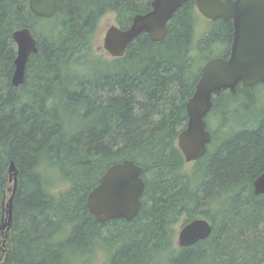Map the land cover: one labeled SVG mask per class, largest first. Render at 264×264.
<instances>
[{
    "label": "trees",
    "instance_id": "1",
    "mask_svg": "<svg viewBox=\"0 0 264 264\" xmlns=\"http://www.w3.org/2000/svg\"><path fill=\"white\" fill-rule=\"evenodd\" d=\"M150 2L57 0L24 83L15 87L12 32L32 18L26 2L0 0V224L10 162L17 168L13 226L0 230V264L5 256V264H87L93 252L91 264H264V193L253 189L264 171V104L257 107L264 82L212 98L207 118L216 113L220 125L209 126L211 143L191 172L183 171L177 144L202 64L228 53L230 20L208 21L195 41L191 0L160 41L142 33L122 57L107 62L91 54L101 17L114 13L125 28ZM228 114L239 128L224 132ZM124 159L144 167L143 206L131 220L101 222L86 196L109 165ZM196 217L211 223L209 236L175 244V225Z\"/></svg>",
    "mask_w": 264,
    "mask_h": 264
},
{
    "label": "water",
    "instance_id": "2",
    "mask_svg": "<svg viewBox=\"0 0 264 264\" xmlns=\"http://www.w3.org/2000/svg\"><path fill=\"white\" fill-rule=\"evenodd\" d=\"M16 2V0H11ZM191 0H151L150 9L137 13L131 25L121 29L111 25L105 32L104 49L112 57L123 55L127 44L140 32H147L152 40H160L167 33L172 15ZM204 17L231 20L232 33L229 54L215 56L200 70L194 91L186 103L187 123L177 137V144L186 162L196 161L207 151L211 135L205 116L212 107V98L224 90L235 92L243 87L264 82V0H192ZM56 0H29L32 12L50 17L56 12ZM12 38L17 46L11 83L18 87L24 80V70L31 52H36L35 41L27 28L15 30ZM144 167L131 159L115 162L100 175L86 196V206L97 220L114 218L131 220L143 206ZM9 179L13 182L9 196L3 203L0 230L9 233L13 226V200L17 189V168L9 164ZM256 194L264 193V171L253 181ZM212 230L204 217H196L183 224L177 233V244L186 247L205 239ZM7 256L1 264H5Z\"/></svg>",
    "mask_w": 264,
    "mask_h": 264
},
{
    "label": "rangeland",
    "instance_id": "3",
    "mask_svg": "<svg viewBox=\"0 0 264 264\" xmlns=\"http://www.w3.org/2000/svg\"><path fill=\"white\" fill-rule=\"evenodd\" d=\"M194 7H195V11H196L197 8H196L195 4H194ZM194 19H195V23H194V31L193 32H194V40L196 41L204 33H206L209 29L207 26L208 23L206 21H204L201 16L197 15V12L194 14ZM111 25H117V23L115 21V14L109 12V13L105 14L103 17H101L95 32L90 37L91 54H93L94 57H98L99 60L102 59V61L106 60L107 62H109L111 59H113V57L104 49L103 39H104V35H105L106 30ZM43 31H44L43 33L46 32L45 29H43ZM215 47H216L215 49H217V50L222 48V46H215ZM193 54H195L194 56L197 57L198 61L201 60V56H200L199 51L194 50ZM259 103L264 104V88L261 89L260 93L258 94V105H257L258 108L260 106ZM229 113H231V112H229ZM233 115L234 114H228L226 121L224 123V126L226 128V129L225 128L223 129L224 132L232 131V129H235V128L238 129L239 128L237 123L234 122ZM216 116H217L216 113L209 115V117H211L210 120H213L210 122V128L212 130H214V128H216V127H218V125H220L219 120L215 118ZM192 166H194L193 161L184 163L183 164V171L184 172H191L193 170ZM51 171H53V170H51ZM54 181H55V189L56 190H60L61 187L65 186L61 181L58 180V178L55 179ZM181 226L182 225H180V223L175 225V227H176L175 238H174L175 244H177V233H178ZM93 255H94V252L92 253L91 256L85 258L87 264H91L92 260H90V262H88V259H92ZM102 260H103V253H102V251H99L96 255V258L93 261L100 263Z\"/></svg>",
    "mask_w": 264,
    "mask_h": 264
},
{
    "label": "flooded vegetation",
    "instance_id": "4",
    "mask_svg": "<svg viewBox=\"0 0 264 264\" xmlns=\"http://www.w3.org/2000/svg\"><path fill=\"white\" fill-rule=\"evenodd\" d=\"M11 1V0H10ZM18 1H20V0H16V2H12V3H17ZM22 1H24V2H26L27 3V7H28V10H29V12H30V16H31V18H32V20H31V22H29V24H27V25H22L21 27H19V28H17L16 30H18V29H22V28H27L28 30H29V33H30V35L32 36V38L34 39V41H35V47H36V49H37V51L36 52H31L30 54H29V56H28V59H27V62H26V65H25V70H24V79H25V74H26V67H27V63H28V61H29V59H30V57L32 56V55H35L36 53H38V38H39V35H41L44 31H43V29L45 28V26H46V23H45V21L46 20H48V19H51V18H53V16L54 15H56V13H57V0H56V12L52 15V16H50V17H45V16H42V15H38V14H35L34 12H32L31 11V9H30V7H29V0H22ZM150 9V8H149ZM148 9V10H149ZM148 10H146V11H148ZM145 11V12H146ZM145 12H140V13H145ZM196 12H197V15H199V16H201L202 18H203V20L204 21H206V22H208V21H211V19H208V18H206V17H204L203 15H201L200 13H199V11L198 10H196ZM195 12V13H196ZM137 14V13H136ZM135 14V15H136ZM135 15H133V17L135 16ZM173 16V15H172ZM133 17H132V20H133ZM171 19V18H170ZM169 19V20H170ZM217 19H220V18H217ZM132 20H131V22H130V24L127 26V27H125V28H121V29H126V28H128L130 25H131V23H132ZM224 20V19H223ZM230 22H231V20H230ZM118 26V25H117ZM231 26H232V22H231ZM119 27V26H118ZM232 30H233V27H232ZM15 31V30H14ZM13 31V32H14ZM12 32V33H13ZM142 33H146L147 34V32H140L138 35H140V34H142ZM231 33H232V31H231ZM137 35V36H138ZM166 35V34H165ZM136 36V37H137ZM136 37H134L131 41H133ZM165 37V36H164ZM164 37H162V38H164ZM161 38V39H162ZM160 39V40H161ZM12 40H13V38H12ZM160 40H153V41H160ZM130 41V42H131ZM129 42V43H130ZM13 43H14V47H15V50H16V54H17V46H16V43L14 42V40H13ZM129 43L127 44V46H126V48H125V50H124V53H123V55L125 54V52H126V49H127V47H128V45H129ZM230 43H231V41H230ZM219 46H221V45H219ZM229 47H230V44H229ZM224 47H222L221 49H219V52L221 53V51H222V49H223ZM228 54H229V49H228V53H227V55L224 57V56H222V55H220V54H215L213 57H215V56H219V57H223V58H226L227 56H228ZM122 55V56H123ZM122 56H120V57H122ZM15 57H16V55H15ZM15 59V58H14ZM209 60V59H208ZM207 60V61H208ZM206 62V61H205ZM204 62V63H205ZM203 63V64H204ZM202 64V65H203ZM202 67V66H201ZM200 70H201V68H200ZM14 71V70H13ZM24 83V80H23V82H22V84ZM21 84V85H22ZM238 84H240V83H238ZM21 85H19V86H21ZM237 87V86H236ZM250 87V86H249ZM211 110V109H210ZM210 112V111H209ZM209 112H208V114H209ZM207 114V115H208ZM207 115L205 116V120H206V127H207V130L209 131V133H210V135H211V140H212V134H213V132H212V130H210V128H209V126H210V122L211 121H209L208 120V118H207ZM186 123H187V121H186ZM186 125V124H185ZM180 133V132H179ZM179 135V134H178ZM211 143V141L209 142V144ZM208 144V145H209ZM208 145H207V147H208ZM194 162V161H193Z\"/></svg>",
    "mask_w": 264,
    "mask_h": 264
},
{
    "label": "bare ground",
    "instance_id": "5",
    "mask_svg": "<svg viewBox=\"0 0 264 264\" xmlns=\"http://www.w3.org/2000/svg\"><path fill=\"white\" fill-rule=\"evenodd\" d=\"M106 222V221H105ZM108 222V221H107Z\"/></svg>",
    "mask_w": 264,
    "mask_h": 264
}]
</instances>
